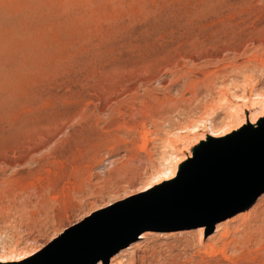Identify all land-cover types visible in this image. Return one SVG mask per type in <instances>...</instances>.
<instances>
[{"label": "rangeland", "instance_id": "1", "mask_svg": "<svg viewBox=\"0 0 264 264\" xmlns=\"http://www.w3.org/2000/svg\"><path fill=\"white\" fill-rule=\"evenodd\" d=\"M255 93L264 0H0V264H40L70 235L88 241L87 229L172 182V138L206 117L222 128L236 98ZM209 131L202 143L232 132ZM263 217L264 193L217 223L228 239L186 215H135L126 234L150 223V235L125 264H264L257 246L228 249Z\"/></svg>", "mask_w": 264, "mask_h": 264}, {"label": "water", "instance_id": "2", "mask_svg": "<svg viewBox=\"0 0 264 264\" xmlns=\"http://www.w3.org/2000/svg\"><path fill=\"white\" fill-rule=\"evenodd\" d=\"M189 152L190 157L180 163L169 185L98 223L97 249L93 252L103 253L110 243H115L103 254L104 264L150 228L147 223L131 235L126 234L135 215H186L182 221L189 220L187 226L204 227L212 233L215 224L249 209L264 193V117L255 124L247 119L225 139L213 144L201 141L192 145ZM63 246H58L50 257L41 258L40 264H58L64 259L70 263L82 257V253L72 255L77 248ZM98 260L92 259L91 264Z\"/></svg>", "mask_w": 264, "mask_h": 264}, {"label": "bare ground", "instance_id": "3", "mask_svg": "<svg viewBox=\"0 0 264 264\" xmlns=\"http://www.w3.org/2000/svg\"><path fill=\"white\" fill-rule=\"evenodd\" d=\"M246 94V93H245ZM237 97V96H236ZM235 97V98H236ZM248 100V101H247ZM223 102L226 101V97H225V94H224V97L222 99ZM247 101V102H246ZM239 103L240 105H238L239 107H237L236 103ZM230 103V102H228ZM227 104V103H225ZM224 104V107L226 106ZM223 107V108H224ZM229 107V106H228ZM235 108V111L232 115V123H231V112L232 110ZM217 110V109H216ZM229 110H230V117L229 115H226L227 116V120L226 122H224V126H222V128H218V126H216V129L213 128L212 126V122L209 121V118L206 117L207 119H202L201 121L199 122H195V128L193 129H189L188 130V133L190 132L192 136H190L189 138H182V135L180 137H177V138H172V141L174 142L173 145H171V148L173 150V156H174V162L176 163V166L177 164L183 162L185 159L189 158L190 157V152H189V149L192 147V145L198 143V141H201L203 140V132L205 131H209L208 129V125L210 126V129H211V136L212 137H217L219 136L220 137H223L225 136L227 133H229L230 131L234 130L235 127H240L242 125L245 124L246 120L248 119L249 120V123L250 124H255L256 122L259 121V119H261L262 117H264V95L262 93H258V95L256 96V93L255 95L253 94L252 97H248L246 95H242V96H238V99L236 98V101L233 105H231L229 107ZM212 113V112H210ZM209 113V114H210ZM248 113V114H246ZM216 114V113H214ZM211 115V114H210ZM208 116V115H207ZM214 116V115H213ZM212 116V117H213ZM211 117V116H210ZM226 119V118H225ZM212 120V119H211ZM231 123V126L229 129H227V127L230 125ZM215 124V123H214ZM216 125V124H215ZM215 127V126H214ZM221 127V126H220ZM225 129H227L226 131H224ZM202 137V138H201ZM181 148V150H180ZM179 149V150H178ZM170 157V156H169ZM176 166L175 168L173 169L172 173L170 174L169 178H170V181L173 179L174 175H175V170H176ZM167 173V171H166ZM165 173H163L164 175ZM169 182V181H167ZM168 184H165L163 186H166ZM156 186V185H155ZM145 187V186H144ZM154 188V186H153ZM161 188V187H160ZM152 189V188H151ZM150 189V190H151ZM149 190V191H150ZM148 193V192H147ZM142 199V198H141ZM135 199L133 200H129L130 201H134ZM140 200V199H139ZM106 213V212H105ZM104 213H100V214H97L95 217H98L99 218H102L101 215H103ZM97 218V219H99ZM96 218L93 219V217L89 220H87L84 224L80 225V226H77L76 228H73L72 230H69L67 233L68 235L70 234H75V231L80 229L81 227H86L89 225V223L93 220H95ZM219 224V223H218ZM216 225V233H217V236L222 240L224 238H227L231 235H229L228 232L230 231H226V230H222L220 228L219 225ZM97 227H92L90 229H87L84 233L85 235V238L88 240V241H80V240H75V239H72L73 237H71V235L63 242V248H66L68 249V247H75L78 249L77 252H74L72 253V255H77L79 253H82V257L81 258H89L92 256L93 259L95 258H99V260L95 263V264H98V263H101V264H104L103 262V254L105 253H102V254H99V253H95L93 252V249L95 250V248L97 249V243L98 242V235H97V229H98V223L95 224ZM200 228V227H198ZM223 228V227H222ZM95 230V231H92V230ZM201 229V232H202V235H203V232H204V229L203 228H200ZM225 229V228H224ZM235 230V229H234ZM91 232V233H90ZM142 234V233H141ZM143 236H142V239L144 238L145 240L149 238V235H150V232H143ZM231 234V233H230ZM234 234H241L242 238L240 239V241L237 242V240L233 243V244H230L228 245V249H235L236 250H247L249 251V248H252V247H255L257 246L261 251L264 253V217L263 219H261L260 221H258L256 224L252 225V226H243L242 229L238 230L236 232H234ZM140 236V235H138ZM66 237V235H64L62 238ZM61 238V239H62ZM138 238V237H137ZM60 239V240H61ZM219 239V240H220ZM226 240V239H225ZM233 241V240H232ZM60 241H58L59 243ZM131 245H128L127 247H125L124 249L120 250L118 253H116L117 255L119 254H122L124 252H126L127 250L129 251V247ZM227 246V245H226ZM62 248V247H61ZM214 248L212 246V244L208 245L206 250H210L211 253H213L214 251H211V250H214L212 249ZM134 249H135V246L131 247L130 249V252H127L128 254L132 255L134 253ZM226 249V247H225ZM227 250V249H226ZM257 250V251H258ZM234 251V250H233ZM256 251V252H257ZM46 252V251H45ZM66 252V251H65ZM93 252V253H92ZM99 252V251H98ZM207 252V251H205ZM253 252V251H252ZM262 252H259V253H262ZM90 253V254H89ZM21 254V253H20ZM97 254V255H96ZM114 254V255H116ZM128 254H122V255H119V256H115L113 257L114 255H112L111 257H113L111 259V264H125L127 263V261L129 260V258L127 259V255ZM246 254V252H245ZM248 254V253H247ZM246 254V255H247ZM91 255V256H90ZM96 255V256H95ZM259 255V254H258ZM40 256V255H39ZM95 258H94V257ZM122 256V257H121ZM2 257V256H1ZM79 257V258H80ZM129 257V256H128ZM135 257V256H134ZM256 257V256H255ZM4 258V257H3ZM2 259V258H1ZM91 259V258H90ZM109 259V260H110ZM134 261V260H133ZM132 261V262H133ZM229 261V260H228ZM254 261V259H253ZM68 261L67 260H61V261H58V264H66ZM86 260L83 261V263H80V264H85ZM130 262V261H129ZM92 263V260H90V262L88 264H91ZM68 264V263H67Z\"/></svg>", "mask_w": 264, "mask_h": 264}]
</instances>
